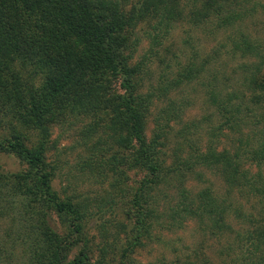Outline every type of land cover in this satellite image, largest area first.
Returning a JSON list of instances; mask_svg holds the SVG:
<instances>
[{
  "label": "trees",
  "instance_id": "1",
  "mask_svg": "<svg viewBox=\"0 0 264 264\" xmlns=\"http://www.w3.org/2000/svg\"><path fill=\"white\" fill-rule=\"evenodd\" d=\"M225 1L0 0V126L6 116L35 132L30 141L25 133L15 130L8 138L0 137V152L12 153L23 163L19 171L0 174V219L12 213L19 218V232L11 238L9 231H4L7 238L0 237V264H141L133 254L156 224L167 228L176 218L180 224L197 219L199 223L206 220L212 233L230 230L225 221L227 207L209 186L190 196L182 184H177L178 201L168 209L162 203V215L159 212L156 198L161 185H170L172 180L182 182L194 166L218 170L230 189L250 186L264 194V181L261 187L255 185L242 160L243 153L249 152V160L256 166L264 164V131L256 146L243 152L208 146L202 153L195 149L187 156L178 150L171 159L164 149L165 132L159 130V124L149 137L145 134L152 93L140 89V66L132 60L138 44L134 29L139 23L153 21L152 29L162 32L163 37L184 18L185 6L190 9L189 19L200 21L216 15V28L229 26L241 20L242 13H221ZM231 42L242 55L259 56L247 34L241 32L237 42ZM193 66L180 72L170 88L203 67L201 64L193 71ZM26 68L38 78L37 86H28L22 75ZM256 73L248 78L247 85L258 93L256 102H264V69L262 74L258 69ZM230 100L221 106L223 122L237 125L241 121L239 107H233ZM65 115L90 119L84 130L86 140H91L85 166L100 177L110 174V187L123 190L129 197L120 220L116 211L121 207L116 209L115 200L109 196L105 209L108 217L99 226L94 259L84 245L70 256L71 248L85 240L67 239L51 218L53 211L71 233L81 236L83 219L90 215L85 203L61 198L50 186L52 169L45 154L53 143L48 142V125ZM82 144L86 145L85 141ZM129 171L140 173L131 187L125 185ZM165 195L162 190V198ZM108 226L116 228L112 241L106 240ZM120 233L123 238H119ZM243 236L253 253L262 250L264 216L256 232L247 230ZM15 249L19 251L17 261ZM160 264L211 263L206 257L188 255L162 259Z\"/></svg>",
  "mask_w": 264,
  "mask_h": 264
},
{
  "label": "rangeland",
  "instance_id": "2",
  "mask_svg": "<svg viewBox=\"0 0 264 264\" xmlns=\"http://www.w3.org/2000/svg\"><path fill=\"white\" fill-rule=\"evenodd\" d=\"M222 6L221 13L235 10L242 13V19L229 26L216 28V15L202 17L203 21L189 19L190 9L185 6L184 18L175 22L163 37L162 32L152 29L153 21L150 24L139 23L134 29L138 44L132 60L140 66V89L152 93L145 134L149 137L156 124L161 126L159 130L165 132L163 142L168 159L178 150L181 156H187L195 149L202 153L208 146L243 152L251 146L255 147L264 131V102L262 99L256 102L258 93L247 85L248 78L257 74V69L261 74L264 69V0H226ZM241 32L250 37L259 56L248 53L242 55L239 49H233L231 41L234 39L237 42ZM192 64L193 71L199 69L201 64L203 67L190 79L182 80L170 88L178 74ZM28 69H23L22 75L29 87L37 86L38 78ZM227 98L231 99L233 107H239L237 116L241 121L237 125L223 122L221 106L226 104ZM89 121V118L67 115L52 120L48 125V142L53 143V146L46 152L45 159L52 169V190L61 198L85 203L90 213L83 219L81 236L71 233L52 211L53 224L67 239L84 238V244L81 242L71 248L70 256L84 245L90 250L91 259H94L97 254L94 248L100 240L99 226L108 217L105 209L109 196L115 200L116 209L121 207L116 211L119 212L116 219L120 220L126 211L125 207L129 205V197L123 190L117 192L116 188L110 187V174L100 177L94 169L85 166L91 140H86L84 130ZM13 130L25 133L27 141L35 138L33 130L5 116L0 126V137H10ZM83 141L86 145L82 144ZM243 155V168L249 171L254 184L261 187L264 164L258 167L249 160V152ZM22 167L23 163L12 153L0 152V174L16 172ZM127 175L129 180L125 185H136L140 173L129 171ZM177 184H182L190 196L209 186L227 207L225 221L230 230L215 234L206 227V220L205 223H199L197 219H186L180 224L176 218L167 228L156 224L150 229L149 237H144L143 246L133 254L136 261L141 264H160L162 259L169 261L189 255L206 257L211 264H264V248L253 253L249 240L243 236L247 230L256 232L262 223L263 193L254 191L250 186L230 189L218 170L194 166L193 171L184 174L182 182L172 180L170 185H161V192L156 198L161 215L162 203L168 209L178 201ZM162 190L166 193L164 198ZM10 217L16 218L10 220ZM17 220L19 218L14 213L1 218L0 237L5 236L4 231H9L13 238L19 232ZM108 229L106 240L112 241L116 228L108 226ZM119 238H123V234L120 233ZM18 249L13 250L16 261Z\"/></svg>",
  "mask_w": 264,
  "mask_h": 264
}]
</instances>
